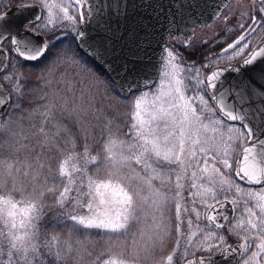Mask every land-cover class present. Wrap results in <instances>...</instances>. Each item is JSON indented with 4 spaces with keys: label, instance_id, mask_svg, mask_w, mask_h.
<instances>
[{
    "label": "snow or ice",
    "instance_id": "snow-or-ice-1",
    "mask_svg": "<svg viewBox=\"0 0 264 264\" xmlns=\"http://www.w3.org/2000/svg\"><path fill=\"white\" fill-rule=\"evenodd\" d=\"M246 2L215 5L188 61L187 37L152 55L180 0H0V264H264V0Z\"/></svg>",
    "mask_w": 264,
    "mask_h": 264
},
{
    "label": "rangeland",
    "instance_id": "rangeland-1",
    "mask_svg": "<svg viewBox=\"0 0 264 264\" xmlns=\"http://www.w3.org/2000/svg\"><path fill=\"white\" fill-rule=\"evenodd\" d=\"M25 1H32V0H24ZM240 0H235L234 4L231 5L230 7H233L235 11H238L239 7H245V9L247 8V2H245L244 5L240 6L239 3ZM17 0H11L10 4H9V0L5 1V6H11L13 4H16ZM230 7H228L226 10L223 11L222 15H230V11H228V9L230 10ZM234 22V21H233ZM223 21L221 19H217L215 22H213L211 25H209L208 27H199L196 28L194 31V36L191 39V42L193 44V47L191 49H188L187 51L184 52L186 58L188 61H192V60H196L199 61L201 59L200 57V53L199 51H197V49L200 47L199 45V41L201 39H205V38H210L214 32L219 33L221 31V25H222ZM236 33H233V36H235ZM264 35V32H262L261 35L257 36L256 40L254 41V43H256V41L259 40V38L261 36ZM63 38V37H62ZM67 40H65V44H67ZM183 43L182 38H171V40L169 41L168 45H171L173 47H180L181 44ZM188 52H195V55H188ZM233 55L231 52L228 54H225L224 57L221 58V62L219 63L218 66L220 65H224L225 62H231L234 59H229L228 57ZM43 65H40L38 67H33V68H24L23 72L24 74L33 82H35L37 80V77L40 75L41 73V69H42ZM57 87H64L63 84L58 85ZM79 93H77L78 95ZM94 103L99 107V106H105L108 104V100L106 99H101L100 97H97L96 100L94 101ZM211 103V101H210ZM120 111L126 112L128 111V109L125 106H121ZM5 119H7V117H5ZM27 126V125H25ZM94 149L96 147H98L97 145H95V142H92ZM93 154H95V150L93 151ZM79 164L82 166L83 165V161L80 160ZM69 167H71V164L69 165ZM89 169V174H91V171L93 169L92 165L88 166ZM152 223V218L151 216H147L145 218V222L143 224H141L142 228H149L151 226ZM56 224V220L55 218H53L51 216V213H49L48 215H46L39 223V229H40V238L41 241H43L45 239V237L54 232V225ZM55 231L59 232V228H56ZM61 239L63 240L65 238V234L63 232L60 233ZM82 238V237H81ZM91 239H93L94 241H97L95 248L93 249V247L91 245L88 246V250L89 251H93V256L97 255L99 252L103 251L105 249V247H107V245H105L102 241H100V237L99 236H95L93 235L91 237ZM91 258L85 257V261L86 264L87 262L90 260ZM45 264H53V261L50 257H46L45 259ZM68 264H73V262L70 260L68 262Z\"/></svg>",
    "mask_w": 264,
    "mask_h": 264
},
{
    "label": "water",
    "instance_id": "water-1",
    "mask_svg": "<svg viewBox=\"0 0 264 264\" xmlns=\"http://www.w3.org/2000/svg\"><path fill=\"white\" fill-rule=\"evenodd\" d=\"M194 1H196V3ZM96 2L100 3V0H96ZM108 2L109 0H103L104 4H107ZM202 2H204V0H191L192 4L194 5L198 4L199 7H193L191 10H189V8L187 7V5L189 4V0H180V3H183L185 5L184 8H180L179 5L177 4L176 6L168 9L169 19H171L172 16H175L176 22L174 24H168L162 18L161 22L165 25V28L161 29V35L156 38L157 40L161 41L160 44L153 45V47L157 49L154 53H152L153 57H159L161 55V49L167 44L169 32L166 29L170 28L175 33L174 37H178L182 34H185V37H187L189 40L193 35V29L195 27L204 26L205 24L209 25L213 21V19H209V17L215 8V5L221 4L225 6L229 2V0H215L214 4L211 2L209 3H202ZM12 11L14 10L9 11L10 15H12ZM140 11L143 12L144 10L140 9ZM229 102L235 103L236 101H229ZM256 106H259V104H257ZM245 110L248 112H252L254 111V108L245 107Z\"/></svg>",
    "mask_w": 264,
    "mask_h": 264
},
{
    "label": "flooded vegetation",
    "instance_id": "flooded-vegetation-1",
    "mask_svg": "<svg viewBox=\"0 0 264 264\" xmlns=\"http://www.w3.org/2000/svg\"><path fill=\"white\" fill-rule=\"evenodd\" d=\"M5 1H6V0H4V7H5V10H6V11L10 10L11 8H13V7L17 4V3H16V4H13V5L7 7V6H5ZM234 2H235V0H230L229 3L226 5L227 7H224V9L222 10V13H223V11L226 10L228 7H230L231 5H233ZM245 2H246V0H240V1H239L240 6H241V5H244ZM243 10H245V7H239V9H238V11H243ZM228 11H230V13H232V12H236V11L234 10L233 7H230V10L228 9ZM210 25H211V24H210ZM194 31H195V30H194ZM261 34H262V33H260V35H261ZM236 35H239V33L237 32V33L235 34V36H236ZM193 36H194V35H193ZM180 38H182V41L184 42V37H180ZM170 40H171V39H170ZM170 40H169V41H170ZM262 40H264V35L261 36V37L259 38V40L256 41L255 44H259ZM190 41H191V40H190ZM241 61H242V60L234 59V60H232L231 62H225L224 65H230V66H231V65H234V64H236V63H238V62H241ZM222 66H223V65H222ZM219 67H220V66H219ZM185 197H187V191H185ZM227 210H228V212H231V208H230V207H229ZM200 223H201V224H204V223H206V221L201 220ZM221 231L227 233L228 229H227V227H225V228L222 229ZM228 243L231 244V245H234V246H235V245H238V244H239V240H238V238L235 237V236H230L229 239H228ZM169 251H171V246H169L168 248H166V249L164 250L163 255H167ZM198 255H199V253H198ZM216 255H217V264H222L221 260L219 259V254H216ZM229 259H230V261H231V264H237V260H239L240 258H239V256L237 255L235 259H232L231 257H229Z\"/></svg>",
    "mask_w": 264,
    "mask_h": 264
},
{
    "label": "bare ground",
    "instance_id": "bare-ground-1",
    "mask_svg": "<svg viewBox=\"0 0 264 264\" xmlns=\"http://www.w3.org/2000/svg\"><path fill=\"white\" fill-rule=\"evenodd\" d=\"M216 20H217V19L213 20V22H215ZM213 22H212V23H213ZM212 23H211V24H212ZM194 30H195V29H194Z\"/></svg>",
    "mask_w": 264,
    "mask_h": 264
}]
</instances>
